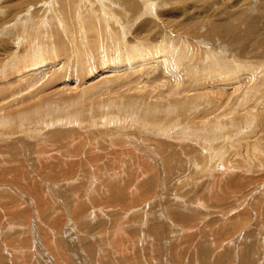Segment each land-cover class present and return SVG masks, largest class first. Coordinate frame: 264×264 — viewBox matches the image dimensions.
<instances>
[{
    "label": "rangeland",
    "instance_id": "obj_1",
    "mask_svg": "<svg viewBox=\"0 0 264 264\" xmlns=\"http://www.w3.org/2000/svg\"><path fill=\"white\" fill-rule=\"evenodd\" d=\"M186 5L185 10L172 4L166 7L177 10L178 16L171 17L183 21L185 29L198 25V37L190 41L200 45L207 40L206 47H212L214 42L205 34L211 25L224 31L235 27L242 30L249 64L264 61V49L258 47H264V0H187ZM68 75L74 83L72 73ZM6 79L16 85L15 77ZM80 88L67 89L61 96L71 92L75 96ZM210 89L206 98L212 106ZM54 96L59 97L52 94L49 99ZM31 101L18 111L23 113L16 121L23 129L13 128V133L0 129V264H264V165L245 143L228 152L223 133L197 128L189 137L178 125L170 127L166 113L158 114L163 122L157 123L159 128H149L150 136L130 135L144 131L129 123L125 141L112 139L101 126L85 133L90 127L79 122L62 125L59 120L49 124L55 127H41L36 133L31 131L39 126L33 120L36 105L32 110ZM56 101L60 113L86 117L83 105L79 112L72 100ZM249 101V109L259 105L256 97ZM133 107L135 115L142 112L141 103L130 104L129 110ZM259 107L249 114L258 116ZM98 111L94 108L93 116ZM198 115L203 120L213 118L208 109H200ZM165 126L170 128L168 136ZM262 127L246 132L249 141L262 142L264 152ZM235 134L232 144L238 140ZM160 141L169 147L158 149ZM203 155L208 157L206 164L201 162ZM221 157L234 167L231 171H218ZM259 160L264 163L263 157Z\"/></svg>",
    "mask_w": 264,
    "mask_h": 264
},
{
    "label": "bare ground",
    "instance_id": "obj_2",
    "mask_svg": "<svg viewBox=\"0 0 264 264\" xmlns=\"http://www.w3.org/2000/svg\"><path fill=\"white\" fill-rule=\"evenodd\" d=\"M168 1L0 0V129H9L13 133V128H22L16 119L23 112L18 111L24 102L30 100L34 101L33 107L30 106L32 110L36 105L32 116L39 125L31 129L33 132L40 133L41 127L49 126L54 120L63 122L62 125L79 122L85 128L90 127L85 133L93 132L92 127L101 126L108 130L109 137L117 141H125L122 140L127 137L124 131L132 122L134 128H139L137 131L141 129L144 132H128L130 135L150 136L149 128H159L157 123L163 122L158 114L166 113L170 127L178 125L182 134L189 136L193 129L207 131L208 128L207 132L223 133L226 151L245 143L246 150L251 148L255 156L264 158L262 142L249 141L251 136L246 132V128L260 124L264 129V61L257 66L249 64L250 59L248 61L247 58L250 56H246L247 48L242 45V30L238 26L224 31L221 28L217 30L215 24L211 25L205 34L206 39L214 42L212 47H206L209 44L207 40L200 45L190 41L188 38L198 37L195 32L198 25L195 23L194 29H185L181 24L183 21L171 17L178 16L174 12L177 10L166 7L172 4L185 10L189 7L187 0L171 4ZM146 13L149 16L142 17ZM131 24L133 31L129 33ZM228 45L231 46L229 50L226 49ZM258 47L264 49L261 44ZM241 60H247V63L242 64ZM7 70H15L17 75H7ZM69 73L74 76V83ZM8 76L15 77L16 85L11 86L12 82L6 79ZM78 85L82 88L77 95L74 93L72 96L71 92L70 96L62 98L67 89L72 91ZM5 86L10 89L5 90ZM48 88L52 89L51 94L46 92ZM209 88L213 89H210L215 101L212 106L208 105L209 97L206 98ZM52 94L59 95L54 97L65 103L67 99L72 100L79 112L84 106L86 117L76 118L67 111H57L58 107L54 106L58 99H49ZM253 97L259 104L256 106H261L258 116L249 114V110L256 107L248 108ZM46 101L49 108L43 107ZM137 103H141L142 112L135 115V108L131 111L129 106ZM112 105L114 111L110 110ZM94 108L100 112L93 116ZM200 109H208L213 118H200ZM174 115L182 117L185 125H182L183 121L180 124ZM196 119L200 121L199 125ZM109 125L111 128H107ZM165 129L168 136L170 128ZM50 134L54 136L53 132ZM234 134H238L236 144H232L236 140L233 139ZM47 137L50 139L49 135ZM92 137L102 139L104 135ZM162 143L157 142L158 149L169 147ZM245 157L249 159V156ZM259 157L257 161L263 166ZM207 160L208 157L203 155L201 162L206 164ZM227 163L229 161L224 162L221 157V162L217 163L218 171L223 172L227 168L231 171L234 167Z\"/></svg>",
    "mask_w": 264,
    "mask_h": 264
}]
</instances>
